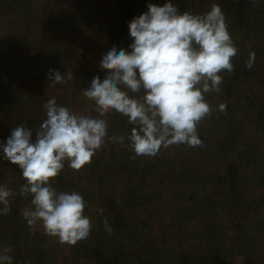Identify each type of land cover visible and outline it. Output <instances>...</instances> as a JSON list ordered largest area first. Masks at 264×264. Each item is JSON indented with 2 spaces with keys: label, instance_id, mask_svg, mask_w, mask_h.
<instances>
[{
  "label": "rangeland",
  "instance_id": "rangeland-1",
  "mask_svg": "<svg viewBox=\"0 0 264 264\" xmlns=\"http://www.w3.org/2000/svg\"><path fill=\"white\" fill-rule=\"evenodd\" d=\"M122 2L0 0V140L6 142L20 124L39 128L48 99L80 113L94 108L86 97L73 102L72 79L54 85L48 73L57 69L74 77L83 68L92 78L103 77L100 60L118 41L128 5ZM173 2L200 14L211 7L210 0ZM239 36L236 46L255 53V73L235 89L232 111L227 106L224 112L216 110L227 100L223 92L206 95L213 112L198 125L201 146L173 145L158 156L132 159L130 149L113 144L112 160L97 150L81 170L66 165L52 180L58 191L83 193L92 224L86 240L61 244L39 224L31 228H41L46 238H32L22 215L31 207V197L18 194L25 180L18 166L0 160V184L13 191L11 211L0 215V247L11 249L13 264H96L92 254L98 249L118 254L117 264H264V117L258 116L264 109V71L256 73L264 65V0L254 2ZM119 39L121 47L132 41L130 36ZM106 119L109 136L130 133L132 126L120 114H106ZM229 162L239 164L235 195L219 178ZM110 196L117 200L114 213L121 210L124 223L110 225L108 234L104 218L109 222ZM139 232V239L127 237ZM242 248L246 253L235 257Z\"/></svg>",
  "mask_w": 264,
  "mask_h": 264
},
{
  "label": "clouds",
  "instance_id": "clouds-1",
  "mask_svg": "<svg viewBox=\"0 0 264 264\" xmlns=\"http://www.w3.org/2000/svg\"><path fill=\"white\" fill-rule=\"evenodd\" d=\"M128 29V48L109 46L100 60L103 77L94 76L83 92L93 109L80 113L51 98L43 104L46 118L39 128L20 124L6 142L0 140V160L18 166L25 180L18 194L31 197L24 220L30 227L39 224L61 244L86 240L92 230L83 193L53 186L65 166L81 170L106 137L130 149L132 159L158 156L173 145L201 146L198 125L213 112L206 95L219 93L222 73L234 70L238 49L218 4L200 14L181 12L173 0L149 3L147 11L128 22ZM254 63L255 53L250 52L245 66ZM72 77V72L57 69L48 73L54 85ZM216 110L224 112L226 103ZM109 113L126 117L130 133L109 136ZM12 195V189L0 184V215L11 211ZM104 227L112 233L106 217ZM10 252L0 247V264H13Z\"/></svg>",
  "mask_w": 264,
  "mask_h": 264
},
{
  "label": "trees",
  "instance_id": "trees-1",
  "mask_svg": "<svg viewBox=\"0 0 264 264\" xmlns=\"http://www.w3.org/2000/svg\"><path fill=\"white\" fill-rule=\"evenodd\" d=\"M164 2L165 0H125V3H128V5H127L126 12H125V16L122 19V26L120 29H118V31L120 32L118 34V41L116 43V47L121 48V45L118 44L120 42L119 38L121 36H124L125 39H127L128 36H130L129 29H128V22L130 20H132L138 13L147 11V7L149 3L162 5ZM254 2L256 3L257 0H210V6L212 7L213 4H218L222 8L225 14L226 23L228 25V30L232 38L234 39L236 36L241 35L242 28L244 27V25L247 24L248 14L249 12H251V7L254 6ZM125 3L122 2L120 5H123ZM177 7L179 8L181 12L186 11L185 7L182 5H179ZM19 18H21V16H19ZM14 25H16V23H14ZM239 39H241V37ZM239 39H234V41H242V39L241 40ZM131 42L132 41L127 40L125 43H123L122 47L127 49ZM237 49L238 51H237L236 56L232 58L234 70L231 73L229 72L222 73L223 83L221 84V92H223L224 95L226 94L227 100H225L226 101L225 103L229 111H232V109L234 108V104L231 103L230 99L234 97L235 89L240 85L243 86L245 83V78H249L253 76L256 70L255 63L253 64L252 68H247L245 66V63L248 60L249 55L247 54L246 51L241 50L240 47L239 48L237 47ZM38 64L39 63H37V65ZM37 70H38L37 74L41 72L40 66H37ZM263 71H264V65L258 67L256 73L263 72ZM41 74L42 73H40L39 75ZM90 74H91V77H89ZM92 75L93 74L91 73V71L81 68L75 73L74 77L72 78V86L74 87L72 91L73 92L72 100L73 102L75 101L76 104L79 103L82 100V98H84L83 92L86 88L89 87L90 81L92 80ZM80 95L82 96L80 97ZM248 100L252 102L253 98L249 97ZM84 102L86 105H88L87 100H85ZM117 114L118 113H114V116H116ZM258 116L260 118L264 117V109H261L259 111ZM123 118H126V117H123ZM241 128L242 126H240V129L238 130V132L241 131ZM113 147L114 145L110 143V140L106 137L104 145L98 150H103V152L107 155V157H109L112 160V158L114 157ZM222 173L224 174L222 175L220 173L221 177H219L222 180L221 182L228 183V186L230 187V192H232V195L237 194L239 184H240V179H241L240 171H239V164L236 162H229L225 168V171H223ZM143 175L146 176L147 173L145 172ZM193 178L194 176L192 177V180ZM196 180L200 181V179L195 178V181ZM183 181L185 182L184 179ZM189 183L191 185H194L191 183V181H189ZM195 185L198 186V184H195ZM177 189H179V192L181 191L180 187H178ZM192 193L196 195V191ZM260 198H261V201H264V195H262ZM210 200H212V198H210ZM116 204H117V200H115L113 196L112 197L110 196L109 201L106 203V206H107L106 214L109 217V225L115 226L119 224V227H120L124 223V220H123L124 214L121 210H117V212L114 213V210L117 209L115 207ZM87 210H88L87 207H85L84 209L85 215L88 214L86 213ZM27 230H28V234L32 238H36L37 240H42L44 242L46 237L44 236L45 233L41 230V228H31L30 227V229L27 228ZM148 233L149 232L146 231V234ZM4 235L6 236V234ZM139 236H141L140 232L138 234L129 235L127 237L139 239ZM239 252L241 253L235 257L241 256L242 253H246L245 248H242ZM221 255L222 254H216L215 257H221ZM92 257L96 264H117V262L121 261V258L118 254H111L110 256V253H105L102 249H98V251L93 252Z\"/></svg>",
  "mask_w": 264,
  "mask_h": 264
}]
</instances>
